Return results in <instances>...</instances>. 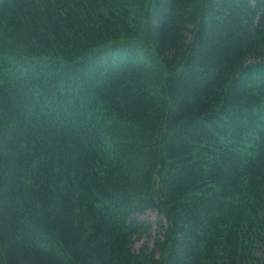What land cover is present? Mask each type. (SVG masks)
Masks as SVG:
<instances>
[{"label": "trees", "instance_id": "obj_1", "mask_svg": "<svg viewBox=\"0 0 264 264\" xmlns=\"http://www.w3.org/2000/svg\"><path fill=\"white\" fill-rule=\"evenodd\" d=\"M0 264H264V0H0Z\"/></svg>", "mask_w": 264, "mask_h": 264}, {"label": "rangeland", "instance_id": "obj_2", "mask_svg": "<svg viewBox=\"0 0 264 264\" xmlns=\"http://www.w3.org/2000/svg\"><path fill=\"white\" fill-rule=\"evenodd\" d=\"M141 219L142 220H147L148 219L149 221H151L152 228L150 229V232L153 235L152 236L145 235V236H143L141 238H136L134 240V247L135 248H139V247H141L144 244H151V246H152L153 245V240H154V235L155 234L157 235L159 229H161V227L159 226V223H158L160 218H159V216H158V214L156 212L155 213L150 212L149 214L142 215Z\"/></svg>", "mask_w": 264, "mask_h": 264}]
</instances>
